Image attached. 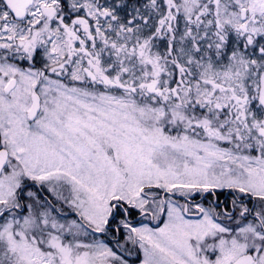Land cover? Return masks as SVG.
Masks as SVG:
<instances>
[{
    "label": "snow or ice",
    "instance_id": "snow-or-ice-1",
    "mask_svg": "<svg viewBox=\"0 0 264 264\" xmlns=\"http://www.w3.org/2000/svg\"><path fill=\"white\" fill-rule=\"evenodd\" d=\"M0 264H264V0H0Z\"/></svg>",
    "mask_w": 264,
    "mask_h": 264
}]
</instances>
